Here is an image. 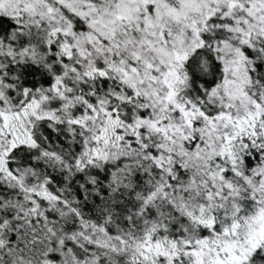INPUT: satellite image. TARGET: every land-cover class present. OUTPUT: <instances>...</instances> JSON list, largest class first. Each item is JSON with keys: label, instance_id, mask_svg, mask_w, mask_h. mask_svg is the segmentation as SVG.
Masks as SVG:
<instances>
[{"label": "snow or ice", "instance_id": "obj_1", "mask_svg": "<svg viewBox=\"0 0 264 264\" xmlns=\"http://www.w3.org/2000/svg\"><path fill=\"white\" fill-rule=\"evenodd\" d=\"M0 264H264V0H0Z\"/></svg>", "mask_w": 264, "mask_h": 264}]
</instances>
